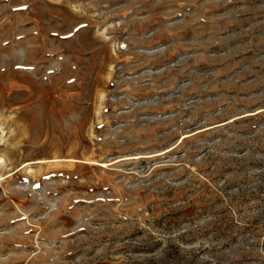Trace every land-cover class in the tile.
Segmentation results:
<instances>
[{
	"label": "rangeland",
	"instance_id": "obj_1",
	"mask_svg": "<svg viewBox=\"0 0 264 264\" xmlns=\"http://www.w3.org/2000/svg\"><path fill=\"white\" fill-rule=\"evenodd\" d=\"M0 264H264V0H0Z\"/></svg>",
	"mask_w": 264,
	"mask_h": 264
},
{
	"label": "bare ground",
	"instance_id": "obj_2",
	"mask_svg": "<svg viewBox=\"0 0 264 264\" xmlns=\"http://www.w3.org/2000/svg\"><path fill=\"white\" fill-rule=\"evenodd\" d=\"M1 141H3V136H0V142H1ZM0 160H1V163H4V161H5V160L3 159V157H1V156H0Z\"/></svg>",
	"mask_w": 264,
	"mask_h": 264
}]
</instances>
